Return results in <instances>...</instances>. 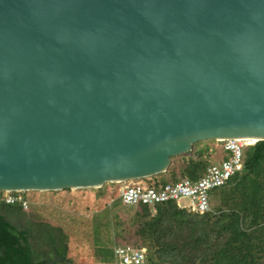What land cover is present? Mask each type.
Instances as JSON below:
<instances>
[{
    "label": "water",
    "instance_id": "1",
    "mask_svg": "<svg viewBox=\"0 0 264 264\" xmlns=\"http://www.w3.org/2000/svg\"><path fill=\"white\" fill-rule=\"evenodd\" d=\"M264 141V0H0V192L160 176Z\"/></svg>",
    "mask_w": 264,
    "mask_h": 264
},
{
    "label": "trees",
    "instance_id": "2",
    "mask_svg": "<svg viewBox=\"0 0 264 264\" xmlns=\"http://www.w3.org/2000/svg\"><path fill=\"white\" fill-rule=\"evenodd\" d=\"M205 145L174 158L167 173L146 179V187L158 189L184 180H200L213 165L209 163L212 149ZM243 153L244 172L237 185L214 191L211 210L204 215L188 211L178 201L137 208L120 206L115 202L120 191L117 185L106 193L108 198L102 189H96L95 200L87 204L81 216L107 214L108 223L100 220L94 232H99L96 245L109 243L113 256L116 247L132 245L149 249L147 264H264V141L246 146ZM33 194L25 193L30 203L27 210L4 204L26 220L38 221L33 231L23 232L22 227L9 223L0 205V264H50L40 253L44 244L55 248L57 260L72 263L65 255L68 243L55 233L60 228L36 211L39 201Z\"/></svg>",
    "mask_w": 264,
    "mask_h": 264
},
{
    "label": "built area",
    "instance_id": "3",
    "mask_svg": "<svg viewBox=\"0 0 264 264\" xmlns=\"http://www.w3.org/2000/svg\"><path fill=\"white\" fill-rule=\"evenodd\" d=\"M220 143V142H219ZM230 158L218 165L207 168L197 182L184 180L161 188H147L134 181L123 183L115 202L120 206L139 207L155 205L181 199L189 200V209L196 215H204L211 210V196L216 190L235 187L244 172V149L253 144L251 140L228 139L221 142ZM29 192H0V205L20 206L29 209ZM147 247L120 246L114 250L116 264H147Z\"/></svg>",
    "mask_w": 264,
    "mask_h": 264
},
{
    "label": "rangeland",
    "instance_id": "4",
    "mask_svg": "<svg viewBox=\"0 0 264 264\" xmlns=\"http://www.w3.org/2000/svg\"><path fill=\"white\" fill-rule=\"evenodd\" d=\"M203 144H206L205 146L211 148L215 146L214 141L204 142L199 145ZM219 144L221 145V143ZM199 145L195 146V149H198ZM211 151L213 152L214 150L212 149ZM220 160H222L221 152L210 153V164L214 165ZM134 183H139L143 186L148 184L146 179L134 181ZM117 185L121 188L123 183L107 184L103 188H100L102 189V195H104L105 198H108L106 193H111L112 188ZM97 194L98 192L96 189L77 190L75 192L68 189L60 192H45L43 195L39 192H34L33 194V196L39 201L36 206V211L42 212L49 223L59 227L60 230L54 229L56 231L55 233L59 234L62 242L66 241V243H68V251L65 255L67 256V259L72 258V263L69 264H116V259L114 260L115 256L111 253L109 243L106 242L102 245H96V242L99 239V232L97 231V234L94 232V229L98 227L100 220L103 221L104 225L108 223L107 214L104 212L87 218L81 216L85 215L87 204L94 201ZM55 195L57 196L55 197ZM183 200L185 199H182L181 201ZM181 205H183V202H181ZM106 246L108 247L104 249ZM41 248L47 253H52L55 249L49 244L41 246ZM37 255L38 258H42V255L38 253ZM46 258L52 260L53 255L51 254V259L49 257ZM56 260L57 259H54L52 262L54 264H68V260L67 263H64L65 261L63 260H57L56 262Z\"/></svg>",
    "mask_w": 264,
    "mask_h": 264
},
{
    "label": "flooded vegetation",
    "instance_id": "5",
    "mask_svg": "<svg viewBox=\"0 0 264 264\" xmlns=\"http://www.w3.org/2000/svg\"><path fill=\"white\" fill-rule=\"evenodd\" d=\"M2 213H3V216L4 218L9 222L11 223L12 225H15V226H20L23 228V232L25 231H33L36 229V226L38 224V221H28L26 220V217L25 216H22L12 210H10L7 206L5 205H2ZM37 243H40L39 240H36ZM46 245V244H44ZM42 245V246H44ZM55 249L53 250L52 253H47L45 252L41 246H40V253L45 255L46 257H49L51 259V254L53 255V258L52 260L56 259V255H55ZM49 260V259H48ZM52 260H49L51 261L50 264H54L52 262Z\"/></svg>",
    "mask_w": 264,
    "mask_h": 264
},
{
    "label": "crops",
    "instance_id": "6",
    "mask_svg": "<svg viewBox=\"0 0 264 264\" xmlns=\"http://www.w3.org/2000/svg\"><path fill=\"white\" fill-rule=\"evenodd\" d=\"M214 143H215V146L212 147L211 149H213V150H214V149H218V148L221 149V150L224 149V148L222 149L223 146H222V143H221V142H220L221 145H220L218 142H216V141H215ZM217 146H219V147H217ZM213 153H215V150L213 151ZM221 154H222V160H220L219 162H217V163L214 164V165L221 164V162H223V161L226 159V155H229V156H230V153H228V152L225 151V150H224ZM236 185H237V184H236ZM146 186L148 187V186H149V183H148L147 185H145V187H146ZM73 192H75V191H73ZM55 197H56V196H55ZM115 200H116V199H115ZM181 200H182V199H181ZM181 200H175V201H178V202H180V203L183 202V205H182V206H183L184 208L188 209V211H191V210L189 209V200H188V199H185V200H183V201H181ZM168 202H169V201H168ZM134 208H137V207H134ZM191 212H192V211H191Z\"/></svg>",
    "mask_w": 264,
    "mask_h": 264
},
{
    "label": "bare ground",
    "instance_id": "7",
    "mask_svg": "<svg viewBox=\"0 0 264 264\" xmlns=\"http://www.w3.org/2000/svg\"><path fill=\"white\" fill-rule=\"evenodd\" d=\"M161 187H162V186H161ZM161 187H160V188H161ZM117 204H118V203H117Z\"/></svg>",
    "mask_w": 264,
    "mask_h": 264
}]
</instances>
